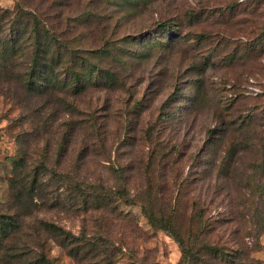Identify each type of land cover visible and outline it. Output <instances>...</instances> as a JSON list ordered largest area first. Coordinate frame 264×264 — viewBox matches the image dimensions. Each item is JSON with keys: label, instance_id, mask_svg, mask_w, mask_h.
Masks as SVG:
<instances>
[{"label": "rangeland", "instance_id": "1", "mask_svg": "<svg viewBox=\"0 0 264 264\" xmlns=\"http://www.w3.org/2000/svg\"><path fill=\"white\" fill-rule=\"evenodd\" d=\"M0 7L37 11L18 19L17 47L33 43L41 14L56 33H42L48 47L57 36L66 43L62 58L60 44L46 48L35 91L20 85L24 52L3 51L0 211L15 177L20 221L11 245L52 264H180L183 246V264H264V0ZM6 19L0 48L12 44ZM74 182L82 189L66 192ZM143 203L171 231L154 227Z\"/></svg>", "mask_w": 264, "mask_h": 264}, {"label": "trees", "instance_id": "2", "mask_svg": "<svg viewBox=\"0 0 264 264\" xmlns=\"http://www.w3.org/2000/svg\"><path fill=\"white\" fill-rule=\"evenodd\" d=\"M24 14L25 16H29V15H32L33 17L38 16L37 11L35 9L33 10V9H24V8L17 7L16 10L9 11V10H3L0 7V17L3 18V22L7 20L6 18H8L9 19L8 22H12L14 26V29L10 28L11 32L9 33L12 44L5 45L4 43L3 47L0 48L1 50L0 60L5 61L0 67V73L3 74L4 72V75H5L4 79L0 78V80H2L0 85H2L4 81H7L8 74L10 73V69L5 68V65H4L7 62L6 60L7 55L3 51L7 50L8 52V50L13 48L12 50H15V51H20V50L23 51L24 52L23 55L26 57L25 58L26 60L25 62H23V66H22L23 70L21 71V75L19 76L20 83H21L20 85L25 86L26 89L29 91H33V90L35 91L37 89V82H39V80L41 79L37 77L41 74L44 75V69H46L47 67V63L42 60V57L44 56L43 53H47L46 48L55 47V44H60L58 48V50L60 51V49L62 50L66 46L65 45L66 43L65 41H61L59 36H57L55 38L50 39V41L52 42V45L48 47L49 43L47 42V40H45L42 33H48V34L49 33L56 34V33L51 32V29H50L51 22L48 16L41 14V16L40 15L39 16H40V20L42 18V21H39V20L37 21L39 22V24H42V28L33 27L32 32H30V34H32L30 38L33 40V43L30 44V41L27 39L26 44L24 46H20V48L14 45L17 42H23L25 39V36L22 35V28L18 22V19L24 17ZM56 28L58 27L55 26V29ZM5 31H6V26L3 24L2 27L0 26V41H2ZM57 54H58V57L62 58L63 54L61 53V51L58 52ZM63 62L64 61L62 60V63ZM15 92L16 91H12L11 88L6 87V90L3 92V94H8V95L10 94V97L12 94L17 100L18 99L17 97L19 96L17 92L16 93ZM40 92L43 93V91H40ZM174 95H177V92H174L170 97H175ZM19 103L21 104V102ZM10 187L12 188V192H13L12 194L13 200L10 204L3 206V209L4 208L7 209L6 211H4L3 209L2 211H0V264H52V262L50 261V258L45 252L38 254L37 257L35 258L33 254H35L36 250L34 251L33 247L32 248H29V246L17 247L14 244L11 245L12 239H14V237L16 236V234L14 233L18 230L19 223H20L17 211L14 212V210H12L14 209V207L16 208L18 207L17 204H18V198H19L15 192V189H16L15 188V177L11 179ZM65 189H66V192H70L73 194V192L78 193V191H80L79 189H82V188L79 184L77 185V183L74 182V184L72 185L68 183ZM82 193H84V190H82ZM83 196L85 197L86 195L83 194ZM122 199H124V201L128 204L137 203V200H135L134 198L130 196L126 198L125 196H122ZM11 206L13 208H11ZM141 207H142V212L147 215L151 224L154 227H160L168 231H171L170 230L171 226L168 224V222L165 223V225L162 224L158 220L155 213L151 212V208H149L146 203L141 204ZM44 225H45V228L48 226V231L53 236L57 238L63 237L64 242H62V245H66L65 241L66 243H70L72 245L76 244L77 237L75 235L68 233L66 230L60 227L58 228V226L52 223H50L49 225L45 223ZM40 229H41L40 227L36 226V229L34 230V232L39 233ZM222 249L223 248L216 249L217 252L215 255L218 258H223L224 256V254H222L223 253ZM77 251L78 249L72 246L70 253L73 257H76V254H78ZM219 261L220 263H224L223 260H219ZM185 262H187V250L183 246V257H182V263L180 264H183ZM256 264H262V262L258 261Z\"/></svg>", "mask_w": 264, "mask_h": 264}]
</instances>
